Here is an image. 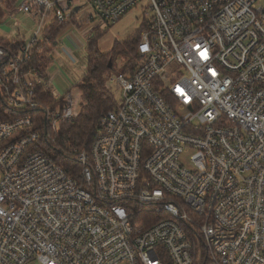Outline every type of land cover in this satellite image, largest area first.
<instances>
[{"label":"built area","instance_id":"2783aa9c","mask_svg":"<svg viewBox=\"0 0 264 264\" xmlns=\"http://www.w3.org/2000/svg\"><path fill=\"white\" fill-rule=\"evenodd\" d=\"M75 1L9 10L34 27L0 45V264H264V0H148L117 105L68 149L52 132L84 101L55 94L35 44L53 20L87 41L144 3L82 0L79 18Z\"/></svg>","mask_w":264,"mask_h":264},{"label":"trees","instance_id":"16d2710c","mask_svg":"<svg viewBox=\"0 0 264 264\" xmlns=\"http://www.w3.org/2000/svg\"><path fill=\"white\" fill-rule=\"evenodd\" d=\"M16 2L17 0H0V18H2L8 9ZM74 20L75 16H72L69 20L64 22L53 20L44 28L43 33L32 50V64L41 77L45 76L46 67L49 62V46H55L58 36L69 26L70 21ZM84 21L85 19L80 22ZM142 27L143 25L141 23L139 29L136 30L130 38L122 42H115L112 50L108 53H101L97 48L95 38L99 35L100 30L94 31L92 35L88 37L85 45L87 50L85 74L77 83L85 101L77 117L71 121L59 124L56 131L52 132L57 147L80 149L88 147L91 144L93 132L98 127L101 115L117 105V100L113 98L112 94L105 86L104 75L108 69L113 67L114 58L118 53H122L126 57V62L121 73H132L139 60L137 55V43L140 39ZM22 41L23 37L21 36H15L10 39L0 37V45L8 43L17 46ZM109 59L111 60V67H108ZM46 99L51 100V96L48 94ZM57 157L61 165L66 166L69 164V161L63 158L66 157L65 155H57Z\"/></svg>","mask_w":264,"mask_h":264},{"label":"rangeland","instance_id":"374dc122","mask_svg":"<svg viewBox=\"0 0 264 264\" xmlns=\"http://www.w3.org/2000/svg\"><path fill=\"white\" fill-rule=\"evenodd\" d=\"M17 2H19V0H17ZM17 2L12 7H10L5 15L1 18V21H3L0 22L1 38L10 39L18 35L27 38L31 34L34 24L31 20L26 18L23 13L17 12L16 19H9V10L11 11L12 8L17 5ZM148 4L149 1L144 0L143 6H140L139 4L133 6L117 21L102 22L100 24V28H94L93 32L96 30L101 31H99V35L95 38L99 52L108 53L112 50L115 42H122L130 38L135 33V31L139 29L143 19L147 20L152 16V11L147 8ZM82 11L84 13L88 12L87 9H83ZM64 30L62 31L63 33H65ZM76 34H78V32H76ZM78 39H80L82 42V48H79L80 50L76 49L68 38L63 39V43H65L67 47L74 49L72 54L70 52L69 53L75 58L77 62H71L67 55L61 56V59H58L57 55L55 64L57 68H59V73L57 75V79H54L53 89L57 95L60 92L67 91L68 89L74 96L80 93L79 102L83 103V101H85L83 94L76 84L79 79H72V76L76 74L82 77L85 74V68L87 64V50L85 46L86 38L77 37V42ZM49 50H52L51 46H49ZM64 50H67V48ZM125 62L126 57L124 54H116L113 61V67L108 69L104 75L105 86L115 100L119 98V91L115 85V77L122 72ZM71 84L75 85L71 86ZM195 264H202V261L195 262Z\"/></svg>","mask_w":264,"mask_h":264},{"label":"crops","instance_id":"0c3cea01","mask_svg":"<svg viewBox=\"0 0 264 264\" xmlns=\"http://www.w3.org/2000/svg\"><path fill=\"white\" fill-rule=\"evenodd\" d=\"M83 3L84 2L82 0L74 2V10H75V8H77V10H75V12H76V16L79 18L84 17L85 15H87L89 13V10L83 6ZM83 9H87L88 12L84 13L82 11ZM64 32L65 33L62 32L58 36V39H57L55 46H52L51 47L52 50H49V52H48L49 62H48L47 67H46V78L52 79L53 83H54V79H57V75L59 73V68H57V66L55 64V60L57 59V55H58V59H61V56L67 55L66 51H68L72 54L73 53L72 51L74 50V49H71V47H67L66 44L63 43V39L68 38L69 41L75 46L76 49L82 48L79 45L80 42L79 41L77 42V37H80L79 33L76 34V31L73 30L72 28H70L69 26L64 30ZM65 48H67V50H64ZM76 62L77 61L75 60L74 63H76ZM72 79H81V77L78 74H76V75L72 76Z\"/></svg>","mask_w":264,"mask_h":264},{"label":"water","instance_id":"95a60500","mask_svg":"<svg viewBox=\"0 0 264 264\" xmlns=\"http://www.w3.org/2000/svg\"><path fill=\"white\" fill-rule=\"evenodd\" d=\"M75 10H77V8H75ZM108 67H111V60L110 59L108 61Z\"/></svg>","mask_w":264,"mask_h":264}]
</instances>
